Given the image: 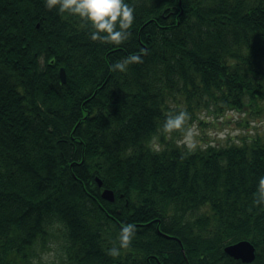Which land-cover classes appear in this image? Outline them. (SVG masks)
Instances as JSON below:
<instances>
[{
    "label": "trees",
    "instance_id": "1",
    "mask_svg": "<svg viewBox=\"0 0 264 264\" xmlns=\"http://www.w3.org/2000/svg\"><path fill=\"white\" fill-rule=\"evenodd\" d=\"M129 2L113 44L44 0H0V264L53 244L60 264H264V134L188 151L161 131L181 108L191 123L264 107V0ZM122 222L136 234L109 255ZM239 240L252 262L224 253Z\"/></svg>",
    "mask_w": 264,
    "mask_h": 264
},
{
    "label": "clouds",
    "instance_id": "2",
    "mask_svg": "<svg viewBox=\"0 0 264 264\" xmlns=\"http://www.w3.org/2000/svg\"><path fill=\"white\" fill-rule=\"evenodd\" d=\"M45 7L49 10L56 9L59 14L78 18L90 29V39L102 42L120 44L131 35L132 25L135 19V6L129 0H44ZM140 52H133L111 63L113 70L126 71L132 62H140ZM191 114L185 108L169 112L162 124L161 131L170 138L174 130L179 131L175 139L177 146H183L188 151H193L200 144L201 135L196 121H191ZM223 132L220 133L223 136ZM155 152L163 150L160 135L151 136L148 144ZM255 203H264V175L258 178V188ZM136 234V225L131 222H122L117 242L107 249L108 254L118 256L121 249L129 247Z\"/></svg>",
    "mask_w": 264,
    "mask_h": 264
},
{
    "label": "rangeland",
    "instance_id": "3",
    "mask_svg": "<svg viewBox=\"0 0 264 264\" xmlns=\"http://www.w3.org/2000/svg\"><path fill=\"white\" fill-rule=\"evenodd\" d=\"M200 129V144H219L229 140L237 142L240 137H251L264 134V107L248 108L245 111L229 110L224 115L213 117L207 113H200L196 120ZM178 134L179 131H177ZM223 132V136L220 133ZM61 253L58 244L49 246L48 250L40 252V257L31 264H60Z\"/></svg>",
    "mask_w": 264,
    "mask_h": 264
},
{
    "label": "water",
    "instance_id": "4",
    "mask_svg": "<svg viewBox=\"0 0 264 264\" xmlns=\"http://www.w3.org/2000/svg\"><path fill=\"white\" fill-rule=\"evenodd\" d=\"M58 74L61 82L64 83L65 82L64 69L60 68ZM95 179L98 183V186H101V181L97 177ZM101 197L109 201L114 200V195L112 191L108 189L102 190ZM223 251L227 256L235 260H240L243 263H250L255 258V247L248 240H239L233 243H229L226 246H224Z\"/></svg>",
    "mask_w": 264,
    "mask_h": 264
}]
</instances>
